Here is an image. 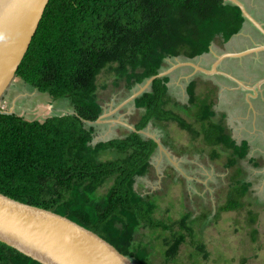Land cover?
<instances>
[{
	"label": "trees",
	"instance_id": "trees-1",
	"mask_svg": "<svg viewBox=\"0 0 264 264\" xmlns=\"http://www.w3.org/2000/svg\"><path fill=\"white\" fill-rule=\"evenodd\" d=\"M244 22L241 9L229 0H50L16 77L53 100H69L74 113L28 121L0 111V193L67 216L120 253L150 264V246L135 240L137 232L145 226L171 227L154 218V195L141 193L136 184L150 172L158 145L131 130L122 138L94 143L104 113L99 77L108 72L115 85L125 82L131 91L158 75L167 59L194 60L218 38L227 43ZM169 82L170 76L154 80L151 91L135 100L136 108L144 110L137 130L176 122L193 139L230 150L228 167L246 158L249 143L239 145L225 134V116L219 118L214 103L196 94V82L189 84L188 103L180 107L173 103ZM107 154L113 159H103ZM109 182L106 193L99 194ZM250 186L244 181L239 199ZM241 207L230 199L220 210ZM187 219L166 241L168 260L178 255L186 239L183 231L193 232ZM0 264L41 263L0 241Z\"/></svg>",
	"mask_w": 264,
	"mask_h": 264
},
{
	"label": "rangeland",
	"instance_id": "rangeland-1",
	"mask_svg": "<svg viewBox=\"0 0 264 264\" xmlns=\"http://www.w3.org/2000/svg\"><path fill=\"white\" fill-rule=\"evenodd\" d=\"M215 42L223 44L221 38ZM226 53L230 52L223 54ZM223 54L214 52L207 57L208 61H202L208 64L207 70H211L209 67ZM200 58L190 62L197 63ZM229 58L233 60L229 59L223 67H218L221 72L211 74L187 68L188 61L181 57L167 59L169 62L166 60L163 66V70H168L175 65L168 74L169 93L175 99L173 103L178 102V107L179 103L187 104L188 86L196 82V94L214 103L219 118L223 119L221 115L225 114L223 121L228 128L225 134H231L239 145L248 141L250 150L237 166L228 167L232 152L225 147H211L201 138L193 139L190 132L181 129L176 122L166 123L163 128L149 124L147 130L162 144L163 140L168 143L163 146L170 158L158 151L152 157L148 175L138 178L136 189L154 195L157 203L154 218L171 227L155 229L145 226L137 232L135 240L150 246V264H264V95L258 92L257 100L251 98L250 102L245 97L246 91L230 78L240 80L249 91H257L264 84V69L260 65L242 64L243 57L236 61L234 57ZM98 85L106 117L105 122L97 123L95 144L126 136L129 129L117 120L135 126L144 112L136 108L134 101H129L134 91H138V85L131 91L125 82L115 85L114 77L108 72L100 75ZM168 107L193 122L177 106L170 104ZM1 110L14 112L28 121H44L51 116L74 113L69 100H53L50 95L38 92L17 77L3 97ZM113 156L107 154L103 159H113ZM244 181L250 182L251 186L239 199L238 190ZM110 184L100 188L99 194L106 193ZM230 199L240 202L242 207L220 210ZM184 216L193 232L183 231L186 239L178 255L168 260L164 256L168 247L166 241L173 240L174 230H182L180 221Z\"/></svg>",
	"mask_w": 264,
	"mask_h": 264
},
{
	"label": "water",
	"instance_id": "water-1",
	"mask_svg": "<svg viewBox=\"0 0 264 264\" xmlns=\"http://www.w3.org/2000/svg\"><path fill=\"white\" fill-rule=\"evenodd\" d=\"M229 1L241 9L245 22H251L264 35V27L240 0ZM49 2L50 0H0V111L3 97L16 77ZM262 50L264 45L223 54L217 58L211 70L190 63L211 74L213 71L221 72L218 66L229 57H245ZM174 68L175 66L168 70L162 69L158 75L138 85V91H134L129 101L135 102L138 97L150 92L154 80L169 76ZM230 78L242 84L233 76ZM105 117L106 114H102L97 123L105 122ZM117 121L129 130L154 140L159 152L170 158L169 152L156 135L147 129L137 130L134 125ZM0 241L41 264H140L120 253L97 233L67 216L23 203L1 193Z\"/></svg>",
	"mask_w": 264,
	"mask_h": 264
},
{
	"label": "crops",
	"instance_id": "crops-1",
	"mask_svg": "<svg viewBox=\"0 0 264 264\" xmlns=\"http://www.w3.org/2000/svg\"><path fill=\"white\" fill-rule=\"evenodd\" d=\"M240 1L245 5L249 13L264 27V0H240ZM261 45H264V35L261 34V32H259L258 29L255 28L251 22L247 21V22H244L243 27L240 30V32L234 35L227 43H223L221 46L220 44H218V42H214L211 46V50L207 54L200 56L201 58L199 59V62L193 63V64L195 65L197 64V66L207 69L206 67L208 64L206 65L202 61H208L207 57H209L214 52H218L219 55L225 52H242V51H245L246 49H249L252 47H258ZM184 60H186V62L188 61L187 68H190L194 71L198 69L201 70L200 68H197L194 65H191L190 63L191 60H187V59H184ZM246 60H248L249 62L252 61L254 62L255 65H260L264 69V50L246 57ZM234 61H236V59ZM168 62L169 61L167 60V63ZM174 66L175 65H173L172 67ZM213 66L214 65H211L210 67L209 66L208 67L211 68ZM220 66H222V64ZM261 87H262V90L260 91ZM261 87H259L257 91L253 89V91L251 90L249 92H245L246 99L249 100L250 102H252V99L257 100L258 92H260L259 95L261 96L264 95V84H262ZM262 98H264V96H262ZM222 115L225 116V114H222ZM255 162L257 163L256 160Z\"/></svg>",
	"mask_w": 264,
	"mask_h": 264
},
{
	"label": "flooded vegetation",
	"instance_id": "flooded-vegetation-1",
	"mask_svg": "<svg viewBox=\"0 0 264 264\" xmlns=\"http://www.w3.org/2000/svg\"><path fill=\"white\" fill-rule=\"evenodd\" d=\"M258 31H259V30H258ZM259 32H260V31H259ZM261 34H262V33H261ZM252 48H254V47H252ZM249 49H250V48H249ZM246 50H247V49H246ZM256 53H258V52H255V53H253V54H256ZM250 55H251V54H250ZM250 55H247V56L243 57V58L241 59V61H242L241 63H242V64H245V65L247 64V65H250V66L253 65V66L256 67L257 65H255L254 62H252V61L249 62L248 60H246V57H248V56H250ZM229 59H231V58L225 59V60L222 62V65H224L225 62H228ZM235 59H237V58H235ZM238 59H239V58H238ZM231 60H233V58H232ZM220 65H221V64H220ZM220 65H219V66H220ZM260 67H261V66H260ZM241 68L244 69L242 66H241ZM261 68H262V67H261ZM218 69H219V68H218ZM234 82H236V81H234ZM235 84H236L237 86H240V88L243 89V90H245L246 92H249L248 88H247L246 86H244L243 84H240V83H238V82H236ZM245 87H246V88H245ZM237 88H238V87H237ZM158 151H159V150H158Z\"/></svg>",
	"mask_w": 264,
	"mask_h": 264
}]
</instances>
